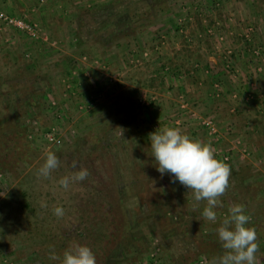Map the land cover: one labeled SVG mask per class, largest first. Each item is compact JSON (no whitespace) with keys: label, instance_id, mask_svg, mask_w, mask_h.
I'll return each instance as SVG.
<instances>
[{"label":"rangeland","instance_id":"rangeland-1","mask_svg":"<svg viewBox=\"0 0 264 264\" xmlns=\"http://www.w3.org/2000/svg\"><path fill=\"white\" fill-rule=\"evenodd\" d=\"M0 12L40 36L0 21V123H16L0 133V264H61L76 244L96 264H212L235 204L264 264V0H0ZM168 127L230 167L216 222L158 172L149 134ZM48 151L59 166L45 178ZM81 168L84 181L59 185Z\"/></svg>","mask_w":264,"mask_h":264},{"label":"clouds","instance_id":"clouds-1","mask_svg":"<svg viewBox=\"0 0 264 264\" xmlns=\"http://www.w3.org/2000/svg\"><path fill=\"white\" fill-rule=\"evenodd\" d=\"M149 139L161 177L169 175L172 183L179 182L191 190L195 201H207L202 215L208 221L216 222L215 209L222 206L219 197L229 186L230 167L216 158L210 143L195 139L177 128H157L149 134ZM58 166L57 155L48 151L38 169V176L47 178ZM88 176V169L81 168L72 175L62 177L59 185L68 189L71 183L82 182ZM53 212L57 217H62L64 208L57 206ZM250 221L251 216L247 214L245 205L229 207L228 215L216 229L225 251L212 264H256L258 237L256 229L249 226ZM49 259L56 261L60 258L52 251ZM61 264H96V256L89 246L76 244L64 252Z\"/></svg>","mask_w":264,"mask_h":264},{"label":"built area","instance_id":"built-area-1","mask_svg":"<svg viewBox=\"0 0 264 264\" xmlns=\"http://www.w3.org/2000/svg\"><path fill=\"white\" fill-rule=\"evenodd\" d=\"M0 21L4 22L8 26H13L19 30H22L32 37L39 38L38 30L36 29V26L30 22H27L25 19L21 17H16L12 15L5 14L3 12H0ZM203 125L208 130L210 134H217L218 130L216 128V124L211 119H206L203 121ZM48 138L50 140L54 139V136L52 133L48 134ZM225 160L229 159V156L224 157Z\"/></svg>","mask_w":264,"mask_h":264},{"label":"trees","instance_id":"trees-1","mask_svg":"<svg viewBox=\"0 0 264 264\" xmlns=\"http://www.w3.org/2000/svg\"><path fill=\"white\" fill-rule=\"evenodd\" d=\"M132 14L134 15H136L137 13L135 12V11H133L132 12ZM11 121H12V123H11ZM5 123H7L6 125H1V124H5ZM11 123V126L8 128V129H10V128H12L13 126H15L16 125V123H14V121L13 120H8L7 122H4V123H0V133L2 132H6V130H8L7 129V127H8V124H10ZM4 145H5V143H4ZM133 182V184L132 185H134V186H136L137 184H136V182L135 181H132ZM130 187H131V184H130ZM122 199H123V197L122 196H120V203H122ZM125 223V222H124ZM127 223V222H126ZM123 224V222H120V225H122ZM111 225H113V221L111 222ZM125 225V224H124ZM128 226V227H127ZM126 227H127V229L125 228V231H126V236H127V234L128 235H130V226L129 225H127L126 224ZM110 232V231H109ZM109 232H107V234H105V237H107V239L110 241V244H112L113 242H115V239H116V236H117V234L115 235V234H113V232L111 233H109ZM114 237V238H111V237ZM128 245H129V243H128Z\"/></svg>","mask_w":264,"mask_h":264},{"label":"crops","instance_id":"crops-1","mask_svg":"<svg viewBox=\"0 0 264 264\" xmlns=\"http://www.w3.org/2000/svg\"><path fill=\"white\" fill-rule=\"evenodd\" d=\"M210 59H211V58H209V61H210ZM207 64H208V63H207L206 61H205V62H204V61H203V62H200V65H201L203 68H206V71H208L207 69H208L209 67H210V68H217V66H218L217 64H216V65H214V64H208V65H207ZM203 68H202V69H203ZM219 69H222V68L219 66ZM200 71H201V69H199L198 71H196V75H195V71H194V70L191 71L189 74H194V75H193V76H187V75H185V79H186V80H191V79L193 80V78H194V79L198 78V76H199V74H200V73H199ZM221 74H223V71H220L217 75L220 76ZM197 75H198V76H197ZM216 77H217V76H216ZM217 80H218V79H217ZM219 81H220V80H219ZM187 84H188V82H187ZM187 84H186V85H187ZM203 97H204V96H203ZM205 97H206V96H205ZM205 97H204V98H205Z\"/></svg>","mask_w":264,"mask_h":264}]
</instances>
